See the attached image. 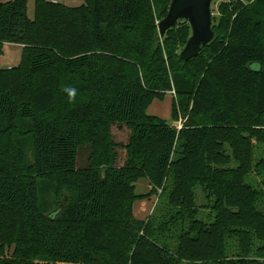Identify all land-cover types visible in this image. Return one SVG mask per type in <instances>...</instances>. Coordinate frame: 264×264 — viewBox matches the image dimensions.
Returning a JSON list of instances; mask_svg holds the SVG:
<instances>
[{
    "label": "trees",
    "instance_id": "16d2710c",
    "mask_svg": "<svg viewBox=\"0 0 264 264\" xmlns=\"http://www.w3.org/2000/svg\"><path fill=\"white\" fill-rule=\"evenodd\" d=\"M170 1L33 0L30 17V0H0V45L22 46V61L0 68V264H264V157L227 127L264 126V0L223 13L187 61L185 20L157 38ZM171 90L179 130L146 113ZM112 124L132 126L120 166ZM142 178L150 188L136 193ZM58 192L60 227L43 199ZM156 195L136 218L133 202ZM111 225L131 246H114Z\"/></svg>",
    "mask_w": 264,
    "mask_h": 264
},
{
    "label": "rangeland",
    "instance_id": "374dc122",
    "mask_svg": "<svg viewBox=\"0 0 264 264\" xmlns=\"http://www.w3.org/2000/svg\"><path fill=\"white\" fill-rule=\"evenodd\" d=\"M33 0H30L28 4V11L30 17H32V5H33ZM53 2H58L62 3L67 6H77L82 3V0H51ZM242 1V2H241ZM253 0H212L211 2V14H212V23L214 26L218 25V21L220 16L223 13L230 14V12L234 11V8H236L239 4L243 5H248L252 2ZM229 10V11H228ZM158 21H156L157 24ZM157 33V29H156ZM6 44L2 45L1 44V51H0V66H7L9 63L10 67L16 66L21 62V50L20 48L22 47L21 44ZM182 47H180L178 53L180 52ZM208 54L205 51V53L199 57L198 61L195 62L197 64L204 65L206 60H207ZM23 63V62H22ZM178 67H182L183 71L186 70V68H189L191 71H194V76L197 79L202 71L199 69V71L196 69L195 66H189L187 67L186 65H178ZM218 92V91H217ZM216 98L221 102L220 100V93H215ZM176 98V94L174 90L166 92L163 98H158L155 97L152 99L151 103L149 106L146 108V113L155 115L164 119H167L176 127L177 130H179L185 121V117L183 114V111H180V114L177 116V118L172 117L171 118V103L172 101ZM243 108L240 109V112L238 115H243ZM198 124L194 125L198 131L196 134H202L201 131L204 129H211V118L210 116H207L205 118H199ZM227 127H230L228 129H232V134L237 138V140H252L253 144V150L250 152L252 153V158L256 159V157L263 156L264 157V142L261 140H264V126L258 124L253 126L252 132H248L245 129H242L246 126H244L243 123L239 122L237 120V117H234L232 119V122L227 125ZM132 132V126L130 125H123L121 128L117 127L116 124H112L109 126L108 129V140H111L114 143V150L117 153L116 157V166L122 165L124 159H125V154H126V149L125 146L127 145L129 138L131 136ZM85 160V155L83 154L81 157V164H84ZM253 168H255V160L253 161ZM251 169V170H252ZM252 172V171H251ZM253 172H255L253 170ZM264 176V173H262ZM255 175V174H253ZM256 176V179L259 180L260 178ZM148 180L145 178L140 179L138 182H136L135 185V191L136 193H145L149 190L150 186L147 185ZM264 186V185H263ZM66 192L62 194L61 192H58L56 194L50 193L49 195L45 196L43 199L49 202L50 208L44 212V215L48 214L50 211L55 210L59 208V213L60 215H57L55 217V221L58 227L64 224L63 221L66 220V207L67 203L65 202L66 199ZM159 203V199L156 196H150L147 198H141V199H136L133 202L132 205V211L133 214L136 218L138 219H144L146 218L149 213L151 212V207L157 205ZM64 212V213H63ZM138 216H141L140 218ZM107 233L111 236V240L114 244L115 247H117L118 244L121 245H126V246H131L129 245L128 241L124 238L123 235V230H120L119 228L112 227V225L108 228H106ZM1 236V235H0ZM5 241V240H4ZM3 242V241H2ZM5 243V242H3ZM3 250L5 254L11 255V252L13 251V245H9L8 243H5L3 246ZM119 251V250H118Z\"/></svg>",
    "mask_w": 264,
    "mask_h": 264
},
{
    "label": "water",
    "instance_id": "95a60500",
    "mask_svg": "<svg viewBox=\"0 0 264 264\" xmlns=\"http://www.w3.org/2000/svg\"><path fill=\"white\" fill-rule=\"evenodd\" d=\"M211 2L212 0H171L166 15L157 23V38L163 36L179 20H185L190 26L191 34L180 50L179 58L187 61L196 57L214 37Z\"/></svg>",
    "mask_w": 264,
    "mask_h": 264
},
{
    "label": "clouds",
    "instance_id": "9594fccd",
    "mask_svg": "<svg viewBox=\"0 0 264 264\" xmlns=\"http://www.w3.org/2000/svg\"><path fill=\"white\" fill-rule=\"evenodd\" d=\"M68 93H69V96L71 99H75V96H76V90L73 88V89H68L67 90Z\"/></svg>",
    "mask_w": 264,
    "mask_h": 264
},
{
    "label": "crops",
    "instance_id": "0c3cea01",
    "mask_svg": "<svg viewBox=\"0 0 264 264\" xmlns=\"http://www.w3.org/2000/svg\"><path fill=\"white\" fill-rule=\"evenodd\" d=\"M55 1H56V0H55ZM3 44H4V45H6V44L13 45V44H11V43H3ZM3 44H2V45H3ZM18 46H19V44H18ZM0 47H1V45H0ZM20 50H21V48H20ZM0 51H1V48H0ZM20 53H21V52H20ZM8 65H10V63H9ZM8 65H7V66H3V67L0 66V68H8V67H10V66H8ZM147 185H148V184H147ZM153 207H154V206H153ZM153 207H151V211H152ZM138 217L140 218L141 216H138Z\"/></svg>",
    "mask_w": 264,
    "mask_h": 264
}]
</instances>
